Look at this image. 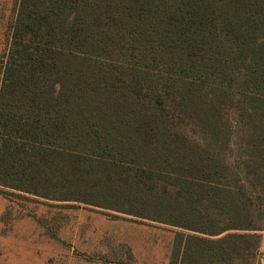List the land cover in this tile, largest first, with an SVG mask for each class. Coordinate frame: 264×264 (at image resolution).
<instances>
[{"label": "trees", "instance_id": "1", "mask_svg": "<svg viewBox=\"0 0 264 264\" xmlns=\"http://www.w3.org/2000/svg\"><path fill=\"white\" fill-rule=\"evenodd\" d=\"M0 186L181 230L170 264H254L264 0H19Z\"/></svg>", "mask_w": 264, "mask_h": 264}, {"label": "rangeland", "instance_id": "2", "mask_svg": "<svg viewBox=\"0 0 264 264\" xmlns=\"http://www.w3.org/2000/svg\"><path fill=\"white\" fill-rule=\"evenodd\" d=\"M19 0H0V60ZM1 80V78H0ZM181 230L0 186V264H170ZM254 264H264V232Z\"/></svg>", "mask_w": 264, "mask_h": 264}]
</instances>
